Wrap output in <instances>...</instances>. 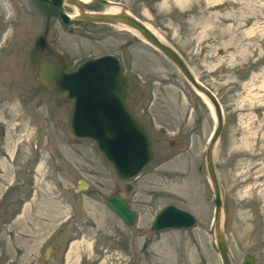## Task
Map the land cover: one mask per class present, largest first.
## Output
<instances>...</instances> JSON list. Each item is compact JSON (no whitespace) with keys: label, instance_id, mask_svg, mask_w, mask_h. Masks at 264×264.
<instances>
[{"label":"rangeland","instance_id":"1","mask_svg":"<svg viewBox=\"0 0 264 264\" xmlns=\"http://www.w3.org/2000/svg\"><path fill=\"white\" fill-rule=\"evenodd\" d=\"M114 1L155 28L221 102L214 161L223 232L233 264L247 254L264 264V0ZM46 17L35 0H0V263L223 264L206 166L216 122L203 98L132 31L78 21L71 34L52 17L48 41L67 69L113 53L142 88L133 107L156 158L138 178L122 180L93 140L73 135L72 104L37 79L42 55L34 42ZM81 181L87 187L78 190ZM117 190L138 214L133 226L105 202ZM170 204L192 213L196 227L153 233L155 216Z\"/></svg>","mask_w":264,"mask_h":264},{"label":"water","instance_id":"2","mask_svg":"<svg viewBox=\"0 0 264 264\" xmlns=\"http://www.w3.org/2000/svg\"><path fill=\"white\" fill-rule=\"evenodd\" d=\"M51 6H59L64 23L74 20L120 24L135 30L143 39L168 57L191 83L202 92L215 109L216 127L206 151V165L214 189L215 237L223 264H233L223 232V199L214 162L215 145L223 130V109L216 94L192 72L181 54L169 43L154 33L141 19L128 13H89L82 9L72 18L64 11L63 0H42ZM114 4L110 0H95ZM79 7L83 2L77 1ZM50 15L44 34L34 42L35 51L43 54L37 79L52 96L71 102L70 128L77 138L95 140L105 158L112 163L117 175L130 180L135 178L150 163L155 154L147 127L140 122L132 110V101L138 99L141 88L130 76L123 73L117 56L108 54L82 62L76 69L67 70L64 56L48 43ZM81 181L78 190L85 189ZM132 187L128 185V190ZM106 204L127 225H134L137 213L129 201L118 192L106 198ZM197 218L175 205L163 208L155 217L151 229L155 233L170 229H189L196 225ZM46 253L45 257H48ZM1 264V263H0ZM240 264H256L255 257L247 254Z\"/></svg>","mask_w":264,"mask_h":264},{"label":"flooded vegetation","instance_id":"3","mask_svg":"<svg viewBox=\"0 0 264 264\" xmlns=\"http://www.w3.org/2000/svg\"><path fill=\"white\" fill-rule=\"evenodd\" d=\"M36 1V3H37V5H39L40 6V8H41V10H43V12H46L47 13V15L50 13L51 14V17H53V16H55V15H58L59 17H60V14H59V8L58 7H52V6H50V4L49 3H47V2H43V1H39V0H35ZM76 2V0H64V6H65V10L68 12L69 10H76V9H78L75 5H74V3ZM100 6H99V4H97V3H87V5L85 6V9H94L93 11L94 12H104V10H100V8H99ZM84 22V21H83ZM86 24L87 23H90V22H85ZM76 25H77V22L72 26V25H70L71 26V28H69V32L71 33V34H74V33H76V32H78V31H76L74 28L76 27ZM64 28L65 29H67L68 27L67 26H64ZM79 34L80 35H82V36H84V37H90L89 36V33H87V34H85V33H81V32H79ZM106 34V35H105ZM105 34H103L102 36H99L97 39L98 40H102V39H105V37H107V36H109V35H111V34H107V33H105ZM102 38V39H101ZM132 44V43H131ZM143 92V91H142ZM141 97H142V93H141V96H140V98L139 99H136V100H133L132 101V109H133V112H134V114L137 116V118L141 121V122H143V123H145L141 118V116H139L136 112H135V109H134V105H135V103L136 104H139V101H140V99H141ZM145 105H146V103L144 102V104H142L141 105V108H140V111L141 112H144L145 113ZM146 124V123H145ZM147 126V125H146ZM150 132V131H149ZM150 137H151V135H150ZM151 144H152V140H151ZM172 147H174V145L172 144ZM125 188H126V190H127V185L125 186Z\"/></svg>","mask_w":264,"mask_h":264},{"label":"bare ground","instance_id":"4","mask_svg":"<svg viewBox=\"0 0 264 264\" xmlns=\"http://www.w3.org/2000/svg\"><path fill=\"white\" fill-rule=\"evenodd\" d=\"M83 1H88V0H83ZM118 10H119V8H116V7H108V8H106V11H109V12H118ZM77 11L76 10H74L73 11V13H76ZM146 24V23H145ZM154 33H156L157 34V36H159L161 39H163V37L160 35V33L155 29V28H153L151 25H149V24H146ZM124 29H126V30H129V31H132L134 34H136V35H138V33L135 31V30H133V29H131V28H128L127 26H123V25H121ZM139 36V35H138ZM164 40V39H163ZM198 93L200 94V96L203 98V100H204V102L208 105V107H209V109H210V111H211V113H212V115H213V118H215L216 119V117H215V109H213L214 107H213V105L210 103V101H209V99L202 93V92H200V91H198ZM52 249V247L50 246V247H48V249L46 250V252H48V251H50Z\"/></svg>","mask_w":264,"mask_h":264}]
</instances>
